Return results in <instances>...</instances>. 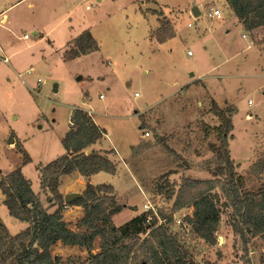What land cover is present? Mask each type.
<instances>
[{"label": "rangeland", "instance_id": "obj_1", "mask_svg": "<svg viewBox=\"0 0 264 264\" xmlns=\"http://www.w3.org/2000/svg\"><path fill=\"white\" fill-rule=\"evenodd\" d=\"M31 1L35 2L33 8L27 6ZM158 1L171 7L150 12L166 17L176 32L162 43L151 36L157 18L147 14L138 0H101L92 10H86L79 0H22L6 9L7 25L16 29L6 30L5 36L0 27V36L6 37L9 54H13L11 65L0 58V177L22 167L18 144L32 158L26 174L39 190L37 168L54 160L60 149L64 151L62 138L70 127L72 110L90 108L93 114L85 111L107 132L104 146L116 148L123 160L121 174L125 161L138 181L121 188L118 199L125 207L113 217L117 226L147 213L150 221L156 218L158 225L165 223L181 243L187 251V264H264V239L248 237L245 244L232 229L231 209L224 208L218 242L212 245L194 232L187 218L193 208L173 211L175 196L168 198L167 194V184L178 189L184 177L215 178L214 170L224 164L214 149L220 145L219 139L206 127L219 124L211 110L212 100L233 111L230 149L236 171L245 177L244 189L255 192L264 185V172L260 177L251 173L252 165L264 156V64L257 63L252 51L246 57L239 53L245 46L242 29L230 23L223 0ZM174 4L185 12L172 7ZM194 6L201 9L197 19L191 14ZM212 6L222 11L221 18L208 17ZM64 9L73 12L66 16ZM56 21L60 27L69 25L80 33L89 29L100 50L69 59L65 51L70 44L64 48L59 42L52 46L44 41L28 51H18L37 40V35H31L37 28L34 25L52 27ZM22 30H30L31 39L18 37ZM249 33L264 49L260 43L264 33ZM29 51L34 52L33 58ZM17 58L24 62L18 65L19 71L12 65ZM30 61L34 70L27 73L25 66ZM180 84L184 86L179 88ZM105 175L101 173L99 178ZM226 176L227 172L220 177ZM115 179L111 177L108 183ZM160 185L166 186L164 193H160ZM40 196L48 206V195L40 192ZM146 200L157 214L144 210ZM64 217L70 228L77 229L76 212H65ZM0 221L11 236L28 227L10 214L1 199ZM98 251L99 239L92 252ZM51 253L60 255L62 264H83L89 256L87 249L61 242L51 247Z\"/></svg>", "mask_w": 264, "mask_h": 264}, {"label": "trees", "instance_id": "obj_2", "mask_svg": "<svg viewBox=\"0 0 264 264\" xmlns=\"http://www.w3.org/2000/svg\"><path fill=\"white\" fill-rule=\"evenodd\" d=\"M227 2L247 31L264 33V0ZM159 22L160 27L153 33L158 42H165L176 35L166 17L160 18ZM260 43L264 44V39ZM70 45L65 51V57L69 59L100 50L99 42L89 29L83 30ZM211 110L219 124H206V127L219 139L220 145L214 149L218 160L224 164L214 170L215 178L184 177L178 189L167 184L168 198L175 196L173 211L192 207L193 214L187 218L194 232L212 245L218 242L217 231L224 208L232 210V229L244 239L245 244L249 243L248 237L264 239V185L255 192L244 189L245 177L236 171L230 149L233 111L222 107L216 100H212ZM106 133L88 111L82 108L72 111L69 130L62 138L65 153L37 168L41 189L48 195V206L33 190L21 166L0 177V190L10 214L28 223L25 230L11 236L7 226L0 221V264H62V257L51 253V247L59 242L87 249L89 256L83 264H187V251L168 232L165 223L158 225L156 218L150 221L149 215L142 213L123 227L115 224L114 215L125 206L119 202L113 185H94L88 181L81 195L65 202L60 191L63 175L79 172L88 178L101 171L116 174L117 164L106 153L87 151ZM16 145L22 154V164L31 162L28 151ZM225 172L226 179H222L220 176ZM263 172L264 156L251 167V173L257 177ZM165 188V185H160V193H164ZM72 205L81 206L84 211L77 229L70 228L63 216V211ZM54 206L56 208L50 212ZM161 214L165 218L163 211ZM148 231L147 236L141 239V235ZM97 239L99 251L94 253L92 250ZM261 262L264 263V255Z\"/></svg>", "mask_w": 264, "mask_h": 264}, {"label": "crops", "instance_id": "obj_3", "mask_svg": "<svg viewBox=\"0 0 264 264\" xmlns=\"http://www.w3.org/2000/svg\"><path fill=\"white\" fill-rule=\"evenodd\" d=\"M20 1H22V0H18V1L17 0L16 1L15 0H7V2H6V0H0V6H1L0 7V27L2 28V33L4 32L3 34H5V36H6V30L9 33H11V32H15V29H16L13 24L7 25L9 23V15L6 13V9H9L10 7H12V5L18 4ZM99 1H101V0H99ZM138 1L140 3H143L146 6V10L145 11H146L147 14L151 13L153 16H155L157 18L156 27L151 29V36H152L153 33L160 27L159 19L162 18L163 16L162 15L157 16L156 13H152L150 11L151 10H157V9H167V7H171V6H166V5H169V4H166V3H163V2H162L163 4H161L158 0H138ZM211 1H215V0H211ZM223 2L225 4V8H226L227 14L230 16V23H232L233 26L242 29V38L245 39L244 40L245 41V46H243V48L240 50L239 53H242V55L244 54V57H246V55H248V53L250 51H252L250 53L253 54L254 58L257 60V63L258 64H260V63L264 64V61L262 62V59L264 60V49L260 48L253 41V39H251L249 37V34H250L249 31H247L245 29L243 23L239 20V18L236 16L234 11L230 8L227 0H223ZM2 3H4V5H1ZM34 3H35L34 1H31V2L28 3L27 6L29 8H33V5H35ZM173 6L179 7V8H183L179 4L178 5L174 4V5H172V7ZM183 9H184V12H185V8H183ZM199 10H200V13H201V9L200 8H199ZM64 11L65 12L63 14H65L66 16H68L70 13L73 12V10L71 12H69L67 9H64ZM189 23H188V25H189ZM47 25L48 24L37 25V26L34 25L33 27H37V28H35V30L32 31L31 35H37V37H38L37 40L31 42L28 46L20 48L18 51H21V52L28 51L33 46H35V45H37V44H39L41 42H44V41H47L52 46H55L56 43L59 42L60 46H64V48H65V45L70 44V42L76 36H78L80 34V32L76 31L75 29H73L69 25H66V27H60L58 21L53 23L52 27H48ZM22 31H24L23 34L21 33V35H19L18 37H20L21 39H25V40L26 39H31V36L29 38H25L24 37V35L29 33L30 30H22ZM227 31H229V30H227ZM5 36L3 38L0 36V54H3V55H0V58L1 57L2 58H8L9 62H6V63L11 65V57H13V54L12 53L9 54L8 44L6 43V37ZM49 40H51L52 43H50ZM93 53L94 52H92L90 54H93ZM29 54H30V58H33L34 55H35L33 51H29ZM42 57H44V60H45V55H42ZM22 63H24V62H21L20 59L17 58L15 60V63H14L15 65L12 64L13 68L16 71H19L18 70L19 69L18 65H20ZM28 63L29 64H27V66H25V67H28L27 70H29L31 68L33 69V67H34L33 65L34 64L32 63V61H30ZM198 78H200V77H198ZM182 86H184V85L180 84L179 88H181ZM100 95H102V94H100ZM81 108L84 109V110L85 109L86 110H90V111H92V114H93V109L86 108V107H81ZM93 118L95 119L94 116H93ZM104 138H105V136L101 140H99L97 143L93 144L87 151L91 152L92 150H96V151H99V152L106 153V155L117 164V172H116V174H110L108 172L101 171V172H98L96 174H93L92 176H90L88 178L83 176L79 172H74V173L69 174V175H63L60 178V183H61L60 184V191L63 193L64 196L66 194H68V193H72L74 195L81 194L83 192V190L85 189L86 184H87L88 181L91 182L94 185H97V184H102V183H108V181H109V179L111 177H116V179L113 180V182L109 183V184L114 186L118 197H119L121 188L123 186H128V184L133 183V182L138 184V181H137L135 175L133 174L131 168L127 165V163L125 161L123 162V165L125 167V172L121 174L120 162L123 161V160L121 159V156H119L118 150L116 148H113V147L111 148V147H105L104 146V144H103ZM63 148H64V146H63ZM63 153H65V148H64L63 152L60 149L59 154H58V156H56V158L59 157L60 155H62ZM20 163H22V162H20ZM29 163L25 164V165L22 164V171L25 174V176L32 182L31 184H32L33 190L36 193L40 194V192H43L41 187H40L39 190L34 189V181H33V179L31 177H28V175L26 174V168L28 167ZM101 173H105L106 175L105 176H101L99 178ZM44 195H45V193H44ZM4 198H5V196L2 194V192L0 190L1 202H3ZM68 208L69 209H66L65 212H68V213L71 212V211L72 212L73 211L76 212L77 213V218H76L77 220H80L84 216V211H83L81 206L72 205V206H69ZM65 212H64V216H65ZM65 218L66 217H64V219ZM65 220H67V219H65ZM76 228H77V226H76Z\"/></svg>", "mask_w": 264, "mask_h": 264}, {"label": "built area", "instance_id": "obj_4", "mask_svg": "<svg viewBox=\"0 0 264 264\" xmlns=\"http://www.w3.org/2000/svg\"><path fill=\"white\" fill-rule=\"evenodd\" d=\"M79 1L85 7L86 10H92L94 4L97 1H99V0H79ZM191 14L193 15V17L195 19H197V17L193 14V12H191ZM207 15H208V17H211V18H214V17L221 18L222 17V11L219 8H216V7L212 6V7H210L209 11H207ZM189 26H192L191 22L189 23ZM24 37L25 38H29L30 34L27 33V34L24 35ZM188 54L191 55L192 51L188 50ZM4 61L5 62H9V59L8 58H4ZM32 71H33V69L31 68V69L27 70V73H31ZM38 83L39 84L41 83V79L40 78L38 79ZM100 97L102 98L103 95H100ZM249 104L250 105L252 104V100L249 101ZM146 135H149V133L147 132ZM144 210L145 211L154 210L155 214H157V212L155 210V207L152 205L150 200H146V202L144 203Z\"/></svg>", "mask_w": 264, "mask_h": 264}, {"label": "water", "instance_id": "obj_5", "mask_svg": "<svg viewBox=\"0 0 264 264\" xmlns=\"http://www.w3.org/2000/svg\"><path fill=\"white\" fill-rule=\"evenodd\" d=\"M192 12L197 17L201 14L198 6H194L193 9H192ZM10 141L13 142L14 141V137H11ZM79 195H81V194H79ZM79 195H74L72 193H68V194L65 195V202L66 203L70 202L73 198H75V197H77Z\"/></svg>", "mask_w": 264, "mask_h": 264}]
</instances>
